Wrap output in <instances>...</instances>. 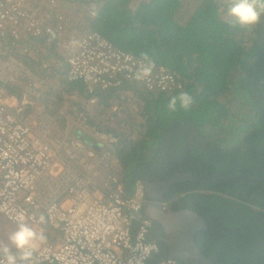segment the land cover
Wrapping results in <instances>:
<instances>
[{
    "label": "trees",
    "instance_id": "trees-1",
    "mask_svg": "<svg viewBox=\"0 0 264 264\" xmlns=\"http://www.w3.org/2000/svg\"><path fill=\"white\" fill-rule=\"evenodd\" d=\"M132 1L71 0L78 13L70 16L56 12L57 0L53 8H46L49 0L38 7L39 0H31L45 12L38 32L26 30L15 38L4 31L0 58L14 57L49 78L41 101L55 128L67 129L69 119L85 115L86 101L97 99L88 127L71 125L69 131L89 145L95 144L87 131L91 126L114 134L112 151L126 192L134 181L191 172L195 179L171 184L164 200L174 198L173 210L203 217L207 228L196 231L194 242L207 258L215 264H264V13L255 24L242 25L229 14L233 0H140L134 8ZM89 10H96L94 17ZM59 17L65 37L97 32L115 47L165 66L180 87L157 91L123 79L116 86L89 88L69 79L56 50ZM182 95L189 98L186 106ZM112 104L118 114L110 112ZM230 115L239 131L226 135ZM154 227L148 239L158 251L148 263L172 258L183 264L156 239L163 237L162 227Z\"/></svg>",
    "mask_w": 264,
    "mask_h": 264
},
{
    "label": "built area",
    "instance_id": "built-area-1",
    "mask_svg": "<svg viewBox=\"0 0 264 264\" xmlns=\"http://www.w3.org/2000/svg\"><path fill=\"white\" fill-rule=\"evenodd\" d=\"M55 1L49 0L46 8ZM44 15L31 0H0V35L6 30L15 38L26 30L38 32ZM59 20L56 50L65 58L69 79L89 88L116 86L123 79H137L157 91L180 87L165 66L117 48L97 32L65 37V24ZM48 81L14 57L0 58V219L7 231L0 237V264H7L10 246L16 264H149L158 246L148 239L152 221L142 213L144 183L134 181L125 191L122 165L112 151L114 134L91 126L87 131L95 144L89 145L68 129L54 127L55 119L41 101ZM96 103V98L86 101L85 115L73 121L75 126L88 127L87 116ZM109 110L119 113L117 104ZM22 223L33 229L36 239L31 255L19 260L24 250L9 237Z\"/></svg>",
    "mask_w": 264,
    "mask_h": 264
},
{
    "label": "water",
    "instance_id": "water-1",
    "mask_svg": "<svg viewBox=\"0 0 264 264\" xmlns=\"http://www.w3.org/2000/svg\"><path fill=\"white\" fill-rule=\"evenodd\" d=\"M195 179L191 172H179L163 182L150 184L144 181L145 192L150 185H159L168 189L169 185L184 180ZM152 195H149L151 197ZM162 196H153L148 203H144L143 215L160 225L163 230L164 242L169 256L177 257L183 264H215L207 258L194 242V234L198 230L206 229L203 217L196 212L182 208L180 210L166 209L161 204Z\"/></svg>",
    "mask_w": 264,
    "mask_h": 264
},
{
    "label": "clouds",
    "instance_id": "clouds-1",
    "mask_svg": "<svg viewBox=\"0 0 264 264\" xmlns=\"http://www.w3.org/2000/svg\"><path fill=\"white\" fill-rule=\"evenodd\" d=\"M262 13H264V2L254 3L253 0H233L229 9V14L234 16L242 25L255 24ZM143 71L146 74L148 69H144ZM180 99L182 105L184 106L189 103V98L187 96L182 95ZM172 103L174 104L175 100H173ZM9 239L17 249L24 250L21 257L23 259L31 255L30 249L33 247V242L36 239V233L32 228L22 223L19 225L18 229L11 234ZM5 252H7V249H5ZM7 264H16V258L12 255H8Z\"/></svg>",
    "mask_w": 264,
    "mask_h": 264
},
{
    "label": "flooded vegetation",
    "instance_id": "flooded-vegetation-1",
    "mask_svg": "<svg viewBox=\"0 0 264 264\" xmlns=\"http://www.w3.org/2000/svg\"><path fill=\"white\" fill-rule=\"evenodd\" d=\"M165 180L166 179L145 180V182L150 183V184H156V182H163ZM147 188H148V191L145 192V201H144V203L145 202L148 203L151 200V198H153V196H155V195L159 196L160 195V196H162V201H160V202L163 205V207L166 208V209H169V208L172 209V204H173L174 198L172 199V202L171 201L170 202L169 201L166 202L164 200L165 193L169 192L170 185H169L168 189H164V187L159 186V185L158 186L157 185L156 186L155 185L154 186L153 185H150V187H147ZM149 195H152V196L149 197ZM144 203H143V206H144ZM155 225H158V224H156V223H154L152 221V227H151V230H150V233L149 234L152 233V230H154V228H155L154 226ZM161 238H162V236H157L156 237L157 240H160Z\"/></svg>",
    "mask_w": 264,
    "mask_h": 264
},
{
    "label": "rangeland",
    "instance_id": "rangeland-1",
    "mask_svg": "<svg viewBox=\"0 0 264 264\" xmlns=\"http://www.w3.org/2000/svg\"><path fill=\"white\" fill-rule=\"evenodd\" d=\"M193 1H195V0H193ZM224 1H229V0H224ZM58 10V9H57ZM76 13H78V12H76ZM74 14V13H73ZM17 96H18V93L16 94ZM234 117L232 116V115H230V116H228V120L226 121V123L223 125V126H225V131H226V135L227 134H229L230 135V131H235L236 129L239 131V128L238 127H236V126H233V123L231 122V119H233ZM33 119V115H31L30 116V120H32ZM72 119H75V118H73V116H72ZM70 121H71V125H77L75 122H73L74 120H71V119H69ZM34 128V127H33ZM240 133H241V135H242V131H240ZM236 140V139H235ZM232 141H234V140H232ZM4 224H2V223H0V237L2 238L3 236H5L6 234H7V231L5 230V228H4ZM10 242H11V240H10ZM3 247V243L1 242V244H0V248H2Z\"/></svg>",
    "mask_w": 264,
    "mask_h": 264
},
{
    "label": "crops",
    "instance_id": "crops-1",
    "mask_svg": "<svg viewBox=\"0 0 264 264\" xmlns=\"http://www.w3.org/2000/svg\"><path fill=\"white\" fill-rule=\"evenodd\" d=\"M45 3H46V0H39V2L35 3V7L43 6ZM73 5H75V3L74 2L71 3V0L65 1V4L63 3V0H57V3H56L58 10H63L64 12L70 13V16L71 14L76 13V10L73 9ZM66 27L67 28L69 27V23H66ZM70 126L71 124L67 128L68 130H70L71 128ZM9 249H11V246L9 247Z\"/></svg>",
    "mask_w": 264,
    "mask_h": 264
},
{
    "label": "bare ground",
    "instance_id": "bare-ground-1",
    "mask_svg": "<svg viewBox=\"0 0 264 264\" xmlns=\"http://www.w3.org/2000/svg\"><path fill=\"white\" fill-rule=\"evenodd\" d=\"M139 1H140V0H133V1L130 3V7L134 8V7L138 4ZM90 11H91V10H89V15H90L91 17H94L95 14H94V15H91ZM104 38H105V37H104ZM108 41H109V40H108ZM109 42H110V41H109ZM78 116H80V115H77L76 118H78ZM171 259H172V258H171Z\"/></svg>",
    "mask_w": 264,
    "mask_h": 264
}]
</instances>
